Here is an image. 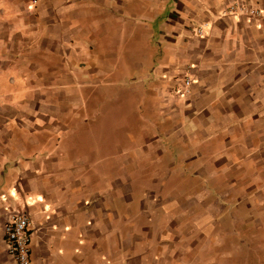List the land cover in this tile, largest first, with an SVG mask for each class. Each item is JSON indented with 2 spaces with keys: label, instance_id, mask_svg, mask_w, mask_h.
I'll list each match as a JSON object with an SVG mask.
<instances>
[{
  "label": "crops",
  "instance_id": "crops-1",
  "mask_svg": "<svg viewBox=\"0 0 264 264\" xmlns=\"http://www.w3.org/2000/svg\"><path fill=\"white\" fill-rule=\"evenodd\" d=\"M215 203L264 217V0H0V264L11 213L31 264H224Z\"/></svg>",
  "mask_w": 264,
  "mask_h": 264
},
{
  "label": "rangeland",
  "instance_id": "rangeland-1",
  "mask_svg": "<svg viewBox=\"0 0 264 264\" xmlns=\"http://www.w3.org/2000/svg\"><path fill=\"white\" fill-rule=\"evenodd\" d=\"M235 204L231 203L220 215L219 207L223 204L218 202V207L215 203L214 224L222 227V233L218 234L217 228L214 241L225 256L217 257L215 261L224 264H264V217L250 221L248 216L241 213L234 218ZM258 227H261V231Z\"/></svg>",
  "mask_w": 264,
  "mask_h": 264
},
{
  "label": "built area",
  "instance_id": "built-area-1",
  "mask_svg": "<svg viewBox=\"0 0 264 264\" xmlns=\"http://www.w3.org/2000/svg\"><path fill=\"white\" fill-rule=\"evenodd\" d=\"M225 13L236 17L246 15L248 18H258L262 14L260 10L243 3H234L230 5L225 10ZM202 32L201 26L195 30L197 36H200ZM189 86V79H185L183 82L185 93L188 92ZM29 226L30 221L27 215L18 213H11L3 225L4 244L14 264H31Z\"/></svg>",
  "mask_w": 264,
  "mask_h": 264
}]
</instances>
